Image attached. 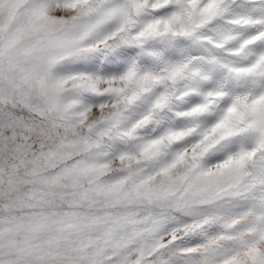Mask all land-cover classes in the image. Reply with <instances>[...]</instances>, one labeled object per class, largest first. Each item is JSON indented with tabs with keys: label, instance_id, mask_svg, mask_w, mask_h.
Here are the masks:
<instances>
[{
	"label": "snow or ice",
	"instance_id": "snow-or-ice-1",
	"mask_svg": "<svg viewBox=\"0 0 264 264\" xmlns=\"http://www.w3.org/2000/svg\"><path fill=\"white\" fill-rule=\"evenodd\" d=\"M0 264H264V0H0Z\"/></svg>",
	"mask_w": 264,
	"mask_h": 264
}]
</instances>
